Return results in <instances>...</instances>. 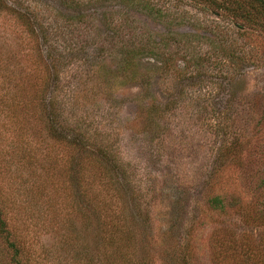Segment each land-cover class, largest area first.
Returning <instances> with one entry per match:
<instances>
[{
	"label": "rangeland",
	"instance_id": "rangeland-1",
	"mask_svg": "<svg viewBox=\"0 0 264 264\" xmlns=\"http://www.w3.org/2000/svg\"><path fill=\"white\" fill-rule=\"evenodd\" d=\"M14 2L49 24L53 54L64 59L63 117L80 121L91 136L110 133L125 176L140 184L141 215L152 222L134 223L139 255L149 251L153 264H177L182 230L192 219L199 264L217 251L208 239L223 240L232 226L238 247L264 241V31L254 23L260 19L254 0H77L78 7L62 0ZM38 42L0 11V207L37 261L104 264L111 261L105 255L92 263L98 236L78 213L80 203L89 205L76 197L75 180L79 175L93 184L88 198L102 196L117 214L129 199L101 190L99 171L108 163L103 157L99 163L93 149L78 153L48 136L46 103L34 95L52 70ZM136 45L144 49L136 58L139 71L156 70L148 87L119 77L111 88L92 77L93 64L113 69L123 48ZM171 51L175 72H165ZM182 70L180 82L173 73ZM74 84V98L63 99ZM181 90L185 99L176 113L165 112ZM144 94L149 97L142 101ZM149 98L158 103L154 114ZM212 194L235 205L212 210L206 204ZM9 256L0 238V264H10Z\"/></svg>",
	"mask_w": 264,
	"mask_h": 264
},
{
	"label": "trees",
	"instance_id": "trees-1",
	"mask_svg": "<svg viewBox=\"0 0 264 264\" xmlns=\"http://www.w3.org/2000/svg\"><path fill=\"white\" fill-rule=\"evenodd\" d=\"M62 1L66 2L67 5L78 7L77 0ZM254 1L256 10L260 15V19L254 23L258 24L264 31V0ZM0 11L13 16L14 18L16 17L17 20H19V22L24 26L25 31L30 37L36 38L39 42L44 44L42 53L46 57L47 65L52 70V77L50 78L51 80L48 84L42 83L40 88L36 90L34 100L46 103L45 106L48 110V136L55 141L65 144L72 150H76L78 153L80 150H86L87 147L93 149L97 153V160L99 163L102 157L108 163V166L102 167L99 171L100 177L104 180L101 190L104 192L105 189V192L108 193H110V191H114V195L116 194V196L117 191L121 196L122 192H124L126 197L129 199L126 200V203L128 204L123 205V207L126 208L120 209L121 211L117 214L109 208V204H107V202L102 204V196L97 198L96 194H94L92 199L88 198V195H90L88 193L90 190L88 189L93 184H85L84 179L79 175L75 180L76 182L74 181L75 186L77 187V189L74 190L76 197L78 200L86 201L89 205L82 206L80 203L78 213L80 214L84 224H88V227L90 226L92 229L95 228L98 236V243L96 244L97 255L94 254V258L96 260H93L92 263L97 262V260L101 259L100 256L105 255L108 257L107 259H111V261H108L110 263L104 262V264H153V255H151L149 251L145 254L143 253L139 255V241L133 229L135 227L134 223H136L137 220L144 224V226H148V224L150 225V222L152 221L148 218V216L143 217L141 215V212L143 211L142 206H144V197L139 189L140 184H133L129 178L125 176L126 172L123 168V159L120 155L118 144L115 139L110 136V133L104 134L96 132L95 134H92L90 132L93 135L91 136L89 135V131L85 130L86 128H82L80 121L77 122L74 118L63 117L62 115L61 107L64 103L59 100V83L61 80V73H63L64 69L62 68L64 65V59L60 61V59L53 54V45L47 37L49 24L43 23L40 14L35 13L28 7L21 6L19 3H15L14 0H0ZM140 52H144L142 45L140 47ZM140 52L137 45L132 48H123L124 57L113 67V69L103 68L102 65H99L100 63L93 64L95 70L92 73V77L97 76V79H100L106 86L111 88L115 86V80L119 77H123L126 82L138 83L142 88H145L144 86L148 87L151 79L156 75V70L139 71L137 63H140L139 59L137 60L136 58H138L137 55L141 54ZM169 54L170 57L166 59L163 70H165V72H169L173 69L172 71L175 72L173 68V56H171L174 53L171 51ZM182 57L185 61H189L186 56ZM185 61H183V66L186 64ZM186 73V71L182 70L173 74L174 77L180 78L181 82L183 79L182 77ZM171 77H173V75H171ZM78 85L79 84H74L73 86L67 87L64 92H62L64 95L62 98L72 100L74 98L73 95L77 90H79ZM46 89L47 93L44 96ZM167 89L170 96L171 90H169V87ZM183 91L184 90H181L179 92V95L182 93L178 98L180 100H168L169 102L165 104V108L163 107L165 112H170L173 109L171 113H176L175 111L178 110L176 104L185 99ZM148 97L144 94L142 101ZM138 100H141L140 97ZM148 101L156 103L155 100H151V98H149ZM151 107L150 111L154 114V111H156L155 109H158V103H156V106L152 104ZM63 110H66V105ZM108 129V127L103 128L104 131L110 132ZM221 156H223V154H221ZM119 167H121V172L119 171ZM119 172L121 175H119ZM119 181L121 186L117 188L115 185ZM93 183L95 184V182ZM112 196L113 194H110V197ZM93 200H96V202H93ZM206 201V204L212 210L219 212H224L227 208L235 205L227 204L225 200H223L221 194H212L207 196ZM108 209L112 211V214L107 213ZM4 213L5 212L0 207V238L6 243L7 248L10 251V264H43L41 260L37 261L34 259L32 251L24 249V245L10 228ZM134 213L137 214L139 218H141L140 216L143 218L139 219L137 217L136 220H134L127 217L129 215H133ZM172 223L173 220L170 221V224ZM188 223L190 229L187 227L183 228L182 231H184V233H182V235L185 234V236L183 241H180V244L177 246L181 250L178 256H176L177 264L200 263V260H198L199 257L197 255L195 256L191 245V232L195 221L192 219L191 221H188ZM236 232L237 231L233 229L232 226L230 231L227 232V237L223 240L218 241L217 238L213 236L208 239V246L216 248L217 251H212L209 256L207 255V264H264V241H260L256 244L252 242V247L248 246V244L245 246L243 243H240V247H238L237 243L240 241V236L237 235ZM90 259H93L92 255ZM194 261L195 263H193Z\"/></svg>",
	"mask_w": 264,
	"mask_h": 264
}]
</instances>
